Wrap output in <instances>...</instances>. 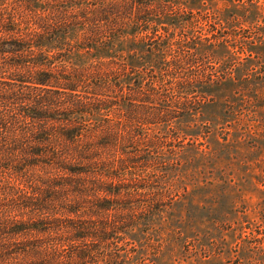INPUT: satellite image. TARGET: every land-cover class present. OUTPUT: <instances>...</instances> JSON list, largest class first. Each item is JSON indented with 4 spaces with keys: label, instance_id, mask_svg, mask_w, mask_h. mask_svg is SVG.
<instances>
[{
    "label": "trees",
    "instance_id": "trees-1",
    "mask_svg": "<svg viewBox=\"0 0 264 264\" xmlns=\"http://www.w3.org/2000/svg\"><path fill=\"white\" fill-rule=\"evenodd\" d=\"M9 1L0 206L8 198L18 206L10 215L0 208V264H95L114 236L134 240L152 225L159 210L142 209L151 188L128 176L138 164L169 162H157L162 141L144 139L142 126L200 117L207 106L228 119L246 103L264 120V5L242 2L216 14L218 29L209 21L205 33L182 35L181 9L165 0ZM251 27L240 47L224 44ZM206 55L208 76L184 77Z\"/></svg>",
    "mask_w": 264,
    "mask_h": 264
},
{
    "label": "rangeland",
    "instance_id": "rangeland-1",
    "mask_svg": "<svg viewBox=\"0 0 264 264\" xmlns=\"http://www.w3.org/2000/svg\"><path fill=\"white\" fill-rule=\"evenodd\" d=\"M10 2L0 0L3 37L1 26L10 13ZM242 2L264 5V0H165L167 6L181 9L180 19L186 23L182 35L205 33L209 21L218 29L216 14L230 12ZM13 9L27 17L24 6ZM179 9L170 7L169 13ZM258 23L264 26L262 20ZM250 29L237 33V40L222 32L218 37L226 36L224 44L240 47L239 39L256 34ZM198 59L200 63L185 71L184 77L208 76L202 71L208 67L210 73L211 58ZM198 105V98L191 102L192 109L200 110ZM249 105L234 107L228 119L219 117L220 108L207 106L200 117L166 119L151 129H139L144 139L162 141L153 156L157 162H169L168 169L138 164L128 178L134 186L151 188L143 199L149 203L144 202L142 209L155 205L159 211L152 225L141 227L143 233L132 232L134 240L114 236L112 244L99 250L95 264H114L113 259L117 264H264V120L257 103ZM211 117L218 121L210 122ZM8 199L0 206L6 215L18 206Z\"/></svg>",
    "mask_w": 264,
    "mask_h": 264
}]
</instances>
